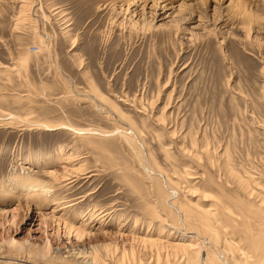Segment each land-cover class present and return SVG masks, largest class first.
Listing matches in <instances>:
<instances>
[{
  "label": "rangeland",
  "instance_id": "rangeland-1",
  "mask_svg": "<svg viewBox=\"0 0 264 264\" xmlns=\"http://www.w3.org/2000/svg\"><path fill=\"white\" fill-rule=\"evenodd\" d=\"M92 83L157 130L161 140L147 135V143L166 172L171 168L164 148L177 159L178 200L209 205L214 197L202 200L199 190L214 195L223 188L238 190L222 164L228 155L235 174L244 179L252 175L264 186V0H0L3 262L53 264L47 250L59 248L66 257V250L84 245L90 252L100 250L96 252L108 264L116 258L135 264L142 254L140 236L161 231V238L168 239V230L175 231L164 220L165 211L163 219L151 223L158 229L148 228L152 182L116 133H100L113 130L114 123L96 106L102 101L94 96ZM151 101L154 110L147 115ZM9 113L19 119H10ZM153 114L166 120L168 128L156 127ZM68 121L98 134L80 137L66 127L37 124ZM191 135L200 162L182 150H192ZM205 149L211 159L203 156ZM80 165L85 173L77 171ZM185 170L191 174L180 178ZM207 175L221 187L207 182ZM29 181L50 191L32 199ZM87 209L109 215L89 219L90 235L78 239L63 220L77 227L89 216L82 215ZM180 238L176 233L169 240ZM170 252L174 254H162L163 259L168 255L161 264L188 261L186 253L179 258Z\"/></svg>",
  "mask_w": 264,
  "mask_h": 264
},
{
  "label": "bare ground",
  "instance_id": "bare-ground-1",
  "mask_svg": "<svg viewBox=\"0 0 264 264\" xmlns=\"http://www.w3.org/2000/svg\"><path fill=\"white\" fill-rule=\"evenodd\" d=\"M246 8H247V5H246ZM247 10H251V9H247ZM20 62L22 61L20 60ZM65 85H66L65 87L67 88V92L72 93V89L69 88L70 86L69 83H65ZM91 88H92V91L95 93L94 96L99 97L100 101H102V103H100L101 105L98 104L96 106L100 107L99 108L100 111H103V113L105 112V117L107 118V120H110L114 123L113 130L104 131L101 129L99 130L100 133L102 135H105V133L108 134L110 132L116 133L117 137L122 142V144L124 146H127V148L130 150V153L132 154L131 156L134 158V160L137 161V163H139V165L142 167L144 171L143 172L144 177L150 179L149 181L152 182V188L150 190L154 189L152 191V196H153L152 198H154V205L147 207L149 208V210L146 209L147 212L150 211L151 212L150 214H152V218H151L152 220L149 222L148 228L152 230L155 227L153 231H155V229H158V226L156 228V225L151 224V223L154 220L162 218L161 215H163L166 212L164 214L165 216L164 220L166 219L170 221L169 225H171L172 227L171 229H175V231H171V230H168V232L166 231L168 233L166 234L168 239L161 238L164 232L162 233L161 231L159 232L158 230L156 231H158L159 234H157V232L153 234L151 233L152 231L151 232L149 231V232H146L145 235L140 236L139 241H140V245L142 246V249H141L142 254L139 257V259H137L135 264H161L160 261L161 262L162 260L167 261L165 258L167 257L168 254L166 255L164 259L162 258V254L164 255L165 251L167 253L168 251H173L174 254H172L171 252L170 253L174 255V257L179 256V258L181 256L180 255L181 253H182V256H183V253H186L188 261L185 260L184 264H264V186L259 185L260 183L256 182V180L258 179L255 180L252 177V175L251 176L249 175L247 179H244L241 176H239V174H235L233 171V168H231L230 166L231 157L228 155L227 157L225 156L226 158L224 159L222 164L224 165V170L228 172V175L230 176V178L235 182V184L237 183L236 185H238V190L234 188L230 190H225L222 187L223 190L221 191L220 195L211 194L207 190H202V191L199 190L201 194L200 198L202 200H204L205 198L209 199L210 197H214V200H212V202L209 205L195 203L191 200H190L191 202L189 200L186 201V199L183 200V197H182V200L181 199L178 200V196L181 193V191H179V185L182 182L179 179L178 181H174V179L177 177L175 174L181 175L180 169L178 168L177 159L175 157L173 158V156L171 155V152L168 151L169 148L168 149L164 148L165 158L168 161V166L171 168V172H166V170L160 165L159 160L156 158L154 152L151 150V147L147 143V137H146L147 135H150L152 138H155L157 141L161 140L159 134L155 133V131L157 130H155V128L154 130L153 129L151 130L149 128L150 126L147 125L146 120L143 122L137 121V119L133 115L125 112L124 109L120 105H118L115 101H113L109 97L102 94L94 83L91 84ZM71 96H75V95H71ZM127 100L130 101L129 99L126 98L124 100L125 103ZM132 101L134 103L133 105H136L137 100L133 99ZM155 101H151L148 103V107L150 108V110L147 113V115L152 114L154 110ZM138 102H139L138 105H140V107L144 110L143 112L146 113L147 111L146 104H144L141 100ZM95 103L96 102H94V104ZM9 116H10L9 118L12 120L19 119V117L15 114L9 113ZM152 117H155V114H153ZM154 120H155L154 124L156 125V127L162 126L163 128H166V129L168 128L167 127L168 123H165L166 120H164L162 117L157 116L154 118ZM119 122H122L126 126L121 125ZM149 123L151 124L150 121ZM37 124L46 129H57V128L66 127L70 130L76 131L77 132L76 134H83V136L80 135V137H84L85 136L84 134L88 136H90L89 134H91V137L92 135L94 136L95 134H98V133H95L96 129L79 128V127H76L70 124L69 121L59 122V123L43 122V123H37ZM115 130L116 132H114ZM99 137H101V135ZM107 137H110V136H107ZM190 140H192V145H191L192 150H189V148H186L185 146L184 148H182V150H184V154L188 152L189 155H185L187 158L200 162L202 159L201 158L202 156L198 155L196 152V148H195V145L197 144L196 140L195 138H193V136L191 137ZM206 149L205 151L203 150V152L206 153V155H203V156H205L207 159H211V155L208 154V151ZM99 156L100 155H98L97 158ZM101 156H104L106 160H108L106 162H109L110 164L112 163V160L108 157V155L107 156L101 155ZM102 159L105 160L104 158ZM81 165L77 167L78 168L77 171H80L79 173L81 172L85 173L86 170ZM125 165L126 164H124L123 167ZM112 166H118V164L113 163ZM112 166L110 168H112ZM218 167H219V164H218ZM117 168H118V171L120 170V168L123 169L122 167H117ZM127 169H128V166H127ZM221 170H222V167H221ZM190 174L191 173L188 172V170L187 171L185 170L184 171L185 176L183 175L180 178L185 179L188 177V176L186 177V175H190ZM127 175L123 174L122 176L124 178H128L129 175L128 176ZM183 179L181 180L183 181ZM206 179H207V182L211 184H215V185L218 184L221 187L220 185L221 183L220 184L216 183L211 176H208ZM29 182L26 188L28 190L27 195H29V197H32V199L33 197L36 199L41 196H44L46 194L45 193L46 191H50V189H46V186H40L39 184L41 182L39 184L35 181L33 182L29 181ZM187 191L197 192L198 190L189 191L188 189ZM241 192L244 194V197L240 195ZM176 193L178 196L175 195ZM175 196H177V198H175ZM183 196L185 195L183 194ZM60 209H63V207L58 208V210ZM87 210L88 211H86L85 213H82V215L84 214L83 215L84 217L89 214V216L83 219L82 223L77 227H73V223L72 224L67 223L66 219L63 220L64 226L68 228V231L75 232V236L78 239L87 238V236L90 235V232L87 231V228H86V226L89 225L90 223L89 219H93V218L101 219L104 216L109 215V212H106V210H102L100 212L95 211L96 209L94 211L91 209H87ZM55 211L56 210H53L52 212H55ZM163 211L165 212L163 213ZM147 214H149V212ZM104 220L105 219H103L102 221ZM163 228L164 227H161L160 229L164 230ZM176 233H178V235H181V238L174 239V241L173 240L170 241L169 239L175 236ZM188 233H192L193 235H188ZM96 250H93L90 252L86 250L85 246L83 245L75 249L71 248L69 250H66V252H68V255H66V257L63 256L62 254L63 252L59 248L58 249L56 248V250H53V252L55 253V255L53 256L51 255L53 252L49 253V250H47L48 251L47 255L50 258L49 259L50 262L55 259L52 262L53 264H108L106 263L107 260L104 261L106 258L103 260V258L101 257L102 255L98 254ZM132 253H134V251ZM202 253H204L205 255L201 256ZM0 261L3 262L2 260ZM5 262L7 264H16L14 262V259H10V258L8 261H5ZM125 263L127 264L126 261L124 262L123 258H118V259L116 258L112 260V264H125Z\"/></svg>",
  "mask_w": 264,
  "mask_h": 264
}]
</instances>
